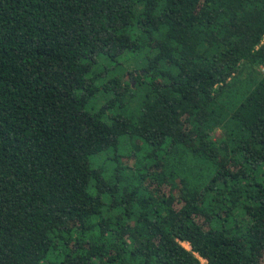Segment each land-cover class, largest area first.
<instances>
[{
	"label": "trees",
	"instance_id": "obj_1",
	"mask_svg": "<svg viewBox=\"0 0 264 264\" xmlns=\"http://www.w3.org/2000/svg\"><path fill=\"white\" fill-rule=\"evenodd\" d=\"M202 259L264 264V0H0V264Z\"/></svg>",
	"mask_w": 264,
	"mask_h": 264
},
{
	"label": "rangeland",
	"instance_id": "obj_2",
	"mask_svg": "<svg viewBox=\"0 0 264 264\" xmlns=\"http://www.w3.org/2000/svg\"><path fill=\"white\" fill-rule=\"evenodd\" d=\"M183 245H184L185 247L189 248V246H188V244H187V243H183ZM201 261H202V260H201ZM202 263H203V264H205V262H204V261H202Z\"/></svg>",
	"mask_w": 264,
	"mask_h": 264
},
{
	"label": "built area",
	"instance_id": "obj_3",
	"mask_svg": "<svg viewBox=\"0 0 264 264\" xmlns=\"http://www.w3.org/2000/svg\"><path fill=\"white\" fill-rule=\"evenodd\" d=\"M202 261H204V262H205V260H203V259H202Z\"/></svg>",
	"mask_w": 264,
	"mask_h": 264
}]
</instances>
